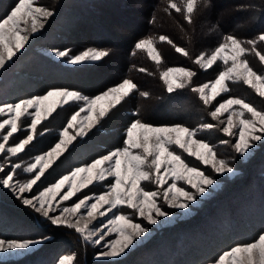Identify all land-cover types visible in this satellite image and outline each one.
<instances>
[{"label": "snow or ice", "instance_id": "obj_1", "mask_svg": "<svg viewBox=\"0 0 264 264\" xmlns=\"http://www.w3.org/2000/svg\"><path fill=\"white\" fill-rule=\"evenodd\" d=\"M204 4L209 7L210 0H204ZM240 7L242 10L244 6ZM198 8L199 0H182V6L174 0H167L164 11L168 14L171 10L181 13L191 25ZM53 15L54 9L40 4L39 0H18L15 3L0 20V71L25 48L31 34L43 29ZM29 21L30 28L26 26ZM159 41L191 58L187 49L177 46L167 35H160ZM262 43L264 31L256 38L244 41L235 35L224 36L210 53L202 51L192 59L193 64L205 71L217 62L225 66L213 80L199 85L193 84L197 72L191 68L168 67L160 72V79L168 93L190 89L215 123L204 122L192 128L179 123L154 126L141 119H133L123 131L122 146L67 169L31 196L27 194L33 193L34 186L48 170L59 167L77 150L78 145L74 142L85 140L131 94L139 92L140 96L147 98L149 93L140 91L133 80L125 78L95 96L61 87L11 103L0 102V157L3 158L0 163V187L10 191L22 205L51 225L72 229L83 241L100 246L103 250L98 252V259L115 260L126 255L135 243L149 233L148 225L172 219L173 213L166 208L190 211L191 205L217 184L216 176L235 173L232 164L235 156L244 157L256 146V142H264V73L254 70L246 58L254 53L264 65V52L257 47ZM135 49L146 52L159 68L162 54L153 38L138 40ZM52 54L70 65H79L100 61L110 52L89 48L72 55L70 49H53ZM138 71L147 72V69L139 68ZM230 83L246 85L261 98V106L239 96L217 100L231 91ZM105 99H108V106L97 110L98 102ZM69 104H79L80 107L58 132L56 141L34 155L32 162L26 165L15 162L14 158L25 153L38 136L50 131L47 128L41 131L38 126H42L58 107ZM82 113L84 116L78 124ZM25 121L28 123L25 124ZM70 129H75V134H70ZM213 131L227 138L213 143L200 136L201 132ZM20 132L26 135L10 143L14 134ZM221 147L230 151L226 155L221 154ZM186 156L194 158L198 164L190 163ZM20 171L28 174L29 178L21 180ZM96 184L104 185L105 190L78 195ZM74 197H77L75 201ZM66 201L73 202L70 206H63ZM134 216L143 218L147 224L133 222ZM98 218L105 219L94 223ZM113 233L114 239H106ZM50 239L47 235L12 238L0 235V254L29 252ZM75 260V253L61 255L56 264H74ZM210 264H264V231L252 241L234 244L222 251Z\"/></svg>", "mask_w": 264, "mask_h": 264}, {"label": "trees", "instance_id": "obj_2", "mask_svg": "<svg viewBox=\"0 0 264 264\" xmlns=\"http://www.w3.org/2000/svg\"><path fill=\"white\" fill-rule=\"evenodd\" d=\"M141 1L142 6L137 7L134 0H42V4L54 9V15L47 20L44 28L39 30L37 46L70 49L72 55L88 48H100L109 50L110 55L89 65L65 67L59 64L58 67L52 61H43L37 56L38 53H29L27 57L31 61L22 65V71L42 76L44 84L36 88L33 87L31 79L18 78L21 81V90L27 91L20 94L30 96L62 87L92 96L125 78L133 80L140 91L149 93L145 98L135 92L113 109L94 128L93 131L97 135L94 147L77 150L76 164L122 146L123 131L133 119L138 118L161 126L179 123L192 128L204 122L215 123L208 116L198 96L190 89L168 93L160 79V72L168 67L183 66L197 72L193 78L194 85L213 80L223 66L217 63L206 71L202 70L192 63L195 56L202 51L210 53L226 35H235L244 41L254 39L264 31V0H210L209 7L205 6L204 0H199V8L193 15L191 25L184 20L181 13L171 10V14H168L164 11L167 0ZM174 2L182 6V0ZM240 6H244L242 10ZM11 7L12 5L4 11L10 10ZM113 23L121 27V33L116 34L109 28ZM160 35H167L177 46L187 49L191 58L184 57L171 45L159 41ZM149 37L155 40V45L162 54L159 68L149 59L146 52L135 49L138 40ZM119 45L122 46L120 50ZM257 47L261 49L260 44ZM119 52H122V57ZM111 55H114V58ZM32 61L35 63L33 67ZM116 62L119 68L113 72ZM139 68H145L147 72H140ZM230 85L235 94L246 100L254 95L245 85ZM14 91L15 96L20 95ZM74 110H71L69 115ZM134 113L138 115L134 116ZM200 136L207 137L213 143H218L220 138H227L216 131L204 132ZM219 151L226 155L229 150L222 148ZM240 170L242 175L226 183L222 192L208 202V207H214L221 201L227 208L226 215L217 220V225L207 224L206 221L201 225L202 228L197 230L195 224L187 228L186 234L189 237L186 238L182 228L193 222L196 218L194 217L157 233L156 237L168 234L167 232L174 229L182 232L181 237L177 239L174 237L176 231L168 234L167 241L170 245L164 250V258L159 261L160 264H204L234 244L252 241L264 231V142H260L251 161L240 165ZM0 208L16 219L26 220L34 229L41 223L36 213L20 204L2 187ZM54 231L60 234L56 237L62 239L65 238L64 231L69 232L62 227L55 228ZM67 239L70 241V238ZM72 244L76 246L79 254L74 264H95L90 260L86 246L80 240ZM177 245L181 247L178 248ZM27 260L29 259L25 257L0 264H23Z\"/></svg>", "mask_w": 264, "mask_h": 264}, {"label": "rangeland", "instance_id": "obj_3", "mask_svg": "<svg viewBox=\"0 0 264 264\" xmlns=\"http://www.w3.org/2000/svg\"><path fill=\"white\" fill-rule=\"evenodd\" d=\"M134 1H135L134 2L135 6L137 7L142 6L141 0H134ZM17 2L18 0H0V20L5 18L6 14L10 11V10H7L8 12L4 11L5 8L8 9V7H10L11 5L13 7L15 3ZM39 3L42 4V0H39ZM137 17L138 19H141L140 16H137ZM26 26L30 28V21L28 25ZM109 28H111V30H113V32L116 34L121 30V27L119 25H115L114 23L111 26H109ZM38 33L39 31L36 32L35 34H31L28 43L25 45V48L20 53H18L16 57L13 58V61L9 62V64L4 70L0 71V102L11 103L20 98H27V97L33 96V95L23 96L22 94H20V93H26L27 91L21 90L20 88L21 81L18 80V78H23L24 80L27 78L31 79L34 83L33 87H36V88H39L41 87V85L44 84L43 83L44 78H42V76H39L33 72L31 74L30 72L27 73V72L22 71L23 70L22 65L26 64L28 61H31L27 57L29 53H36V55L38 53L39 55L37 56H40L41 59H43V61H46V62L48 61L49 63H51L52 61L54 62L55 66H58L59 64L65 67L74 66V65L68 64L64 59L56 58L52 54L53 49L37 46L36 42L38 38ZM260 45H261L260 47L261 49L259 50L264 52V43ZM118 48L120 50L122 49V46L119 45ZM119 53H120L119 56L122 57V52H119ZM111 56H113L114 58V55H111ZM246 58L249 60L250 65L253 67L254 70H256L259 73H264V65H262L259 62V58L256 57L254 53L252 55L248 54ZM36 63H38V61ZM91 63L93 62H84L79 65H89ZM217 63H220L223 66V68L225 67L221 62H217ZM34 65L35 63L34 61H32L31 66L33 67ZM172 67H180V66H172ZM118 68L119 66H118V63L116 62V64L113 65V72H115ZM51 69H59V68L52 67ZM9 80H12V82L11 81L9 82ZM240 85H243V84L240 83ZM229 86L231 88V91L227 94H224L223 97H218L217 100L227 98L228 96H239L238 94H235V91L232 90L233 89L232 86L231 85ZM14 90H16L18 94H20V95H16L19 98H16V96L14 95V92H15ZM250 91L252 90L250 89ZM45 92H42L36 95H42ZM92 96H95V95H92ZM53 99L55 100L56 98H53ZM247 101H250L256 104L258 107L261 106V98L256 96L255 93ZM73 106H75V108ZM107 106H108V99H105V100L98 102V104L96 105V109L99 110L100 108L107 107ZM79 107H80L79 104H69L63 107H58L57 110L52 114V116H50L46 121L43 122L42 126H38V128L41 131H43L44 128H47L50 131L43 136H38L37 139L34 141L33 145L29 146L27 151L25 153L20 154L18 158H14V161L19 162L22 165H26L27 163L32 162V157L34 155L39 154L42 151L46 150L49 147V145L53 144L56 141L58 132L66 125L67 120L70 119L71 115L75 111H77ZM71 110H74V112H72L71 115H69ZM83 116L84 114L82 113L81 117H78V120H77L78 124ZM223 118H226V116ZM27 123L28 121H25V124ZM154 126H161V125H154ZM93 130L89 133L88 137H86L85 140L81 141L78 139L76 142H74V143H77L78 145L77 150L79 149L81 150L83 148L94 147L95 143L97 142V138H96L97 135L95 131ZM69 131H70V134H75V129H70ZM203 133L204 132H201L200 135H202ZM24 135H26V133L24 132L14 134V138L10 140V143H14L18 141L20 138H23ZM259 146H260V142H256V146L253 149H251L250 152L246 156L244 157H240L238 155L235 156V159L232 161L233 167L236 170L235 173L232 175L216 176L217 184L209 190L207 195L199 198L196 204L191 205L190 211L182 212L177 209H167L166 208L167 211H170L173 213L172 219L170 220L162 219L157 225H148L150 229L149 233L145 237L141 238L137 243H135V245L131 247V249L127 252L126 255H122L121 257L115 260L98 259L97 258L98 252L102 251L103 249L100 246H96L90 242L83 241L79 237V234H77L72 229L62 227L69 232L71 231V233L64 231L65 238L64 239L60 237L58 238L56 236H59L60 234H56V232L54 231V229L58 227L51 225L50 222L39 217L38 214L37 216L39 217L40 219L39 221L41 223L38 224V226L34 229L31 227V225L26 220L16 219L11 214L6 213V211L0 208V235L7 237V238H12V237H17V236L39 237L41 235H47L51 237L49 241H47L46 243L42 245H38L36 248H33L29 252L16 253V254H13V253L0 254V263H10L15 260H19L21 258L26 257L29 260H27L23 264H56L57 258L59 256L72 254V253L76 254V260H77V258L79 257L78 250L76 246L73 245L72 243L77 240H80L82 244L86 246V251H87V254L89 255L90 260L92 262H95V264H160L159 261H162V259L164 258V252H165L164 250L167 249L166 247L170 245L169 242L167 241L168 234H171L172 231L173 232L176 231V233H174L175 236L174 235L173 236L175 237V239H177L181 237L182 232L177 231L179 229H174L170 231L171 233L167 232L168 234L164 233L162 236L156 237L157 233L160 231H163L168 226L176 225L180 221H187L194 217L196 218L193 222H190L188 226L182 228L183 230L181 229L183 233H185L186 238L189 237L188 234H186L187 228L189 229L191 226L195 224H196L197 230L201 229L202 228L201 225L204 224V222L206 221H207V224L217 225L218 221L226 215L227 208L225 207V205H223L225 203L221 201L216 203L214 207H208L209 200L214 198L216 195H219L222 192V190L225 188L226 183H229L230 181L242 175V172L240 170V165L243 162L251 161L256 155V152ZM222 148L223 147H221L219 150H222ZM77 150L74 151L71 155H69L67 159H65L63 163L59 165V167H55L54 170L53 169L48 170L45 177H42L41 181H38L37 185L34 186L33 193H28L27 195L31 196L33 194H37L40 190H42L50 182H52L59 174L65 172L67 169H69V167L71 168L72 165H77L75 163V161H77V158L75 157V154L78 152ZM102 154H106V152ZM233 155L235 154L233 153ZM82 157L84 159L86 158L83 155ZM186 159L190 163L198 164V162H196L194 158L192 157L186 156ZM2 162H3V158L0 157V163ZM199 166L204 168L205 171H210V169L205 168L203 165H199ZM18 175L21 180L29 178L28 174H25L22 171H20ZM180 183L182 184L183 182H180ZM151 187H154V186H151ZM184 187L187 188L189 186L184 185ZM103 190H105L104 185L96 184L94 186H90L88 189H84V192L78 195H83V194L93 193V192L99 193ZM7 192L10 196L15 198V196L10 191L7 190ZM76 199L77 197H74L73 201H75ZM73 201H66L64 202L63 206H70ZM18 202L22 204L19 200ZM104 219L105 218H98V220L94 221V223H99L103 221ZM133 222L141 223L142 225L147 224V221L139 216H134ZM203 227L205 228V226ZM67 237L70 238V241L67 239ZM114 238H115V233H113L110 237H106V239H114ZM177 247L180 248L181 246L177 245ZM210 262L211 261L206 262L204 264H210Z\"/></svg>", "mask_w": 264, "mask_h": 264}]
</instances>
